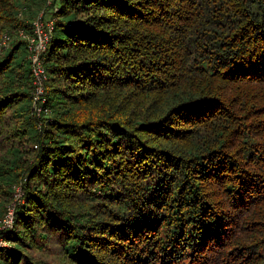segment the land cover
I'll use <instances>...</instances> for the list:
<instances>
[{"label": "trees", "instance_id": "1", "mask_svg": "<svg viewBox=\"0 0 264 264\" xmlns=\"http://www.w3.org/2000/svg\"><path fill=\"white\" fill-rule=\"evenodd\" d=\"M42 11V132L0 53V264H264V0H0V36Z\"/></svg>", "mask_w": 264, "mask_h": 264}, {"label": "built area", "instance_id": "2", "mask_svg": "<svg viewBox=\"0 0 264 264\" xmlns=\"http://www.w3.org/2000/svg\"><path fill=\"white\" fill-rule=\"evenodd\" d=\"M53 0H45V5L50 6ZM56 11V9H54ZM45 11H42L33 23L32 33L28 34L23 30L17 31V36L26 43L28 59L30 61V70L32 75V111L37 118L38 127L44 126V122L49 118V109L45 107V82L46 72L43 63V53L49 43L53 31V19L45 20ZM11 37L6 33L0 41V53L8 47ZM43 119V120H42ZM45 119V120H44ZM23 182L14 185L15 200L10 204L6 213L0 221V231H11L13 224V215L16 203L21 201V186ZM18 196V197H17ZM7 243L0 235V248L7 247Z\"/></svg>", "mask_w": 264, "mask_h": 264}, {"label": "rangeland", "instance_id": "3", "mask_svg": "<svg viewBox=\"0 0 264 264\" xmlns=\"http://www.w3.org/2000/svg\"><path fill=\"white\" fill-rule=\"evenodd\" d=\"M42 7H43V3H42L41 5H39V7L32 8V9H33V12L37 15V14L41 11ZM45 14H46V15H45L44 19H45V20H48V19L50 18V14H49V13H48V14L45 13ZM36 15H35V17H36ZM19 30H20V29H19ZM17 31H18V29H15V30L7 29V30H4V31L2 32V35L0 36V41H1L2 36H3L4 34H6V33L11 37L7 49H10V47H11V45H12V43H13L14 40L19 39V37L17 36ZM7 49H6V50H7ZM6 50H5V51H6ZM3 52H4V51H3ZM3 52H1V53H3ZM35 124H36V129H38L39 132H42L44 126L41 125V127H38V126H39L38 123L35 122ZM11 191H12V194H11V201H12V202H11L10 204H12V203L14 202V200H15V197H14V190H13L12 188H11ZM21 192H22V187H21ZM17 197H18V196H17Z\"/></svg>", "mask_w": 264, "mask_h": 264}]
</instances>
